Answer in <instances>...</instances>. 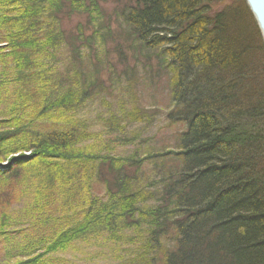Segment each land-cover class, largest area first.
Segmentation results:
<instances>
[{
  "label": "trees",
  "instance_id": "trees-1",
  "mask_svg": "<svg viewBox=\"0 0 264 264\" xmlns=\"http://www.w3.org/2000/svg\"><path fill=\"white\" fill-rule=\"evenodd\" d=\"M98 1L0 0V104L11 92L23 112L0 116V264H51L101 228L142 243L118 264H264V40L246 0H115L125 39L168 75L174 149L143 157L97 153L78 117L104 83L102 43L100 27L88 36L67 22H100ZM156 157L151 193L138 174ZM23 197L15 222L7 208ZM25 223L42 235L38 254L13 242Z\"/></svg>",
  "mask_w": 264,
  "mask_h": 264
},
{
  "label": "rangeland",
  "instance_id": "rangeland-1",
  "mask_svg": "<svg viewBox=\"0 0 264 264\" xmlns=\"http://www.w3.org/2000/svg\"><path fill=\"white\" fill-rule=\"evenodd\" d=\"M224 3L213 4V9H220ZM98 4L103 13L99 16L100 22L93 19L92 22L96 23L90 24L86 14H77L67 22L70 30H75L79 25L88 36L94 34L95 28L100 27L97 41L102 46L98 47L96 54L99 58L97 67L104 83L100 91L78 112V117L86 122L92 134L86 144L99 154L113 156H127L136 151L143 157L174 149L173 136L176 128L168 126L164 117L165 108L170 103L167 70L155 53L143 51L130 43L129 39H125L123 31H126V27L118 15L119 7L115 0H99ZM5 95L8 97L0 104V116L2 113L12 118L23 115L22 104L14 101L11 92ZM135 108L145 112L141 121L134 120L129 115ZM159 164L160 159L156 157L145 162L139 170V185L151 193L159 188L162 171ZM95 192L105 199L101 187L97 186ZM155 197H148L145 203L154 204ZM28 200L29 197H23L7 208L14 209L11 217H14L15 222L20 214L19 208ZM17 226L25 230L26 234L23 238H13V242L28 244L27 247L39 250L42 243L39 244L38 241L42 235L38 228L29 227L27 231L26 223ZM115 232L123 233L126 238H117L114 233L101 228L98 233H87L72 241L66 249L47 256L51 264H118L122 261L121 258L126 260L133 257L142 243L132 235L131 229L121 228ZM130 236L133 240L129 239ZM5 247L7 248L6 244L1 241L0 263L4 261ZM37 250L35 253H40Z\"/></svg>",
  "mask_w": 264,
  "mask_h": 264
},
{
  "label": "water",
  "instance_id": "water-1",
  "mask_svg": "<svg viewBox=\"0 0 264 264\" xmlns=\"http://www.w3.org/2000/svg\"><path fill=\"white\" fill-rule=\"evenodd\" d=\"M264 40V0H246Z\"/></svg>",
  "mask_w": 264,
  "mask_h": 264
}]
</instances>
